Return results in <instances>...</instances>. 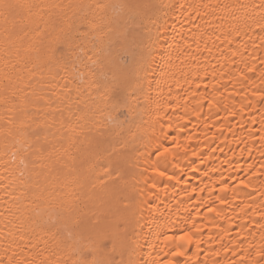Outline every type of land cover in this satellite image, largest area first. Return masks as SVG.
<instances>
[{
	"label": "bare ground",
	"instance_id": "6f19581e",
	"mask_svg": "<svg viewBox=\"0 0 264 264\" xmlns=\"http://www.w3.org/2000/svg\"><path fill=\"white\" fill-rule=\"evenodd\" d=\"M5 2L34 7L0 14V257L103 233L113 264H264V0Z\"/></svg>",
	"mask_w": 264,
	"mask_h": 264
},
{
	"label": "snow or ice",
	"instance_id": "6c2138e0",
	"mask_svg": "<svg viewBox=\"0 0 264 264\" xmlns=\"http://www.w3.org/2000/svg\"><path fill=\"white\" fill-rule=\"evenodd\" d=\"M168 6L169 5H165V7H168ZM33 7L34 5H32L31 3H24V4L7 3L5 2V0H0V9H3V13H0V14L9 13L15 9H26L30 11ZM97 7L103 8L107 6L98 5ZM115 7H118L121 11H125V10L127 11L128 25L131 26L132 24H134L136 17L140 14V9L144 7H148V6L140 5L136 3H122ZM181 7H183V5H181ZM260 7L264 8V4H261ZM93 26H96V25H93ZM128 35L132 36V38L135 39V36L133 33L129 32ZM209 39H211V37H209ZM164 40H165V37L163 36L160 28L157 27L155 39L152 40V42L147 45L145 53H143L141 56V60H142L141 67L143 70L147 71L150 69V65L153 62V57H154L153 48L158 47V48L163 49ZM189 47H191V45H189ZM199 50H200L199 47H197V51ZM205 50H208L207 45H205ZM160 55H161V59L163 60L166 53L164 51H161ZM170 61H171V56H168V60L165 62L168 63L169 66H170ZM164 75L167 76L168 72H165ZM110 93L111 94L106 95V99L110 101V106L112 107V109L114 111H118L121 107V100H120L118 91L115 86H113L110 89ZM254 95H257V94L254 93ZM259 99L261 102H264V90H262L259 93ZM109 119H112V117L109 116ZM262 123H264V121H262ZM261 139L264 140V137H261ZM180 147H181L180 144H176V148H180ZM169 151H170L169 149L165 148L162 155H165V156L168 155ZM162 167L163 166L157 167L155 169L158 176L167 177L169 180L176 179L175 176H169L167 171L162 170ZM241 183L244 184L245 182L241 181ZM156 187H157L156 183H153L152 188L155 189ZM220 203L225 204L227 203V201L221 200ZM71 210H72L71 208L68 209V211H71ZM208 211L216 212L218 216L222 215V213L218 212L213 207H209ZM78 224L79 222H77V225ZM262 227H264V225H262ZM194 230L195 232L201 231L200 228H196L195 226H194ZM68 237L70 240H73L74 232L72 230H69ZM21 239H23V237H21ZM105 239H107V237L103 233H96L94 237L93 236L85 237L82 234L75 235L74 243L76 246L73 248V251L77 253L78 259L73 261V264H113V262L106 255L103 254V249L107 248V245L103 243ZM168 239L174 242H176L177 240L179 241L175 245L177 249V251L175 252V255L177 256H183L184 255L183 248L185 247V245L187 243L194 242L193 233L191 231H185L178 238L173 236V237H168ZM261 239L264 240V236H262ZM84 241H87V242H84ZM198 243L199 242L197 241V245ZM9 247H11V245ZM111 250L112 251L115 250L114 245ZM7 252H8V249H5L6 255L3 257H0V264H34V262L31 260L16 259L15 253L9 256L7 255ZM260 255L262 258H264V252H261ZM167 264H175V261L169 260Z\"/></svg>",
	"mask_w": 264,
	"mask_h": 264
}]
</instances>
